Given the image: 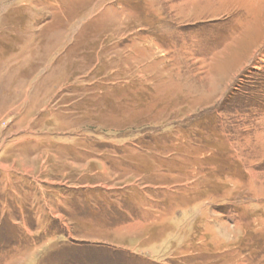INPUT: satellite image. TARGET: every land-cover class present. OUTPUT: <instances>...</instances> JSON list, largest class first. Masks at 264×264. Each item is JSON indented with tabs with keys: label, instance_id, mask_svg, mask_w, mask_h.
Segmentation results:
<instances>
[{
	"label": "rangeland",
	"instance_id": "1",
	"mask_svg": "<svg viewBox=\"0 0 264 264\" xmlns=\"http://www.w3.org/2000/svg\"><path fill=\"white\" fill-rule=\"evenodd\" d=\"M0 264H264V0H0Z\"/></svg>",
	"mask_w": 264,
	"mask_h": 264
}]
</instances>
